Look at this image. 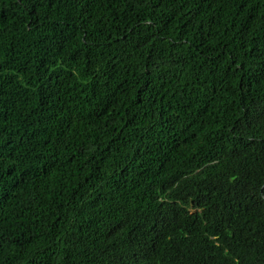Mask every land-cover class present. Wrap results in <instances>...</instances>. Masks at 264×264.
<instances>
[{"label": "trees", "instance_id": "16d2710c", "mask_svg": "<svg viewBox=\"0 0 264 264\" xmlns=\"http://www.w3.org/2000/svg\"><path fill=\"white\" fill-rule=\"evenodd\" d=\"M0 264H264V0H0Z\"/></svg>", "mask_w": 264, "mask_h": 264}]
</instances>
